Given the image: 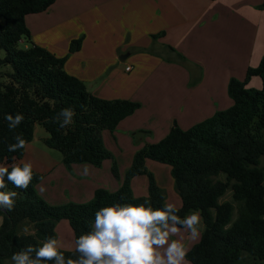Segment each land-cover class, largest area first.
Listing matches in <instances>:
<instances>
[{"label":"trees","instance_id":"obj_1","mask_svg":"<svg viewBox=\"0 0 264 264\" xmlns=\"http://www.w3.org/2000/svg\"><path fill=\"white\" fill-rule=\"evenodd\" d=\"M54 1L0 0V49L4 51L0 67H10V71L0 70V163L11 165L21 158L24 149L9 152L8 145L16 142V135L28 143L39 125L48 134L45 145L61 153L65 166L80 162L98 166L111 158L103 145L102 131L114 130L139 103L95 96L83 81L65 71L68 54L59 57L32 42L25 16L46 10ZM81 41V37L71 39L68 53L77 51ZM252 76L260 78L259 88L247 85ZM227 94L232 99L228 108L186 129L174 123L160 140L135 152L118 189L109 192L97 188L88 202L47 203L36 193L41 175L35 170L27 189L15 188L5 176L7 187L0 191H16L18 195L11 212L0 209V264L28 245L42 244L30 234L17 233L16 225L25 218L34 220L35 231L44 239L55 237L54 219H67L76 239L92 230L95 212L103 206L149 201L154 208L162 207L164 192L146 172V160L171 166L181 199L178 215L183 218L196 211L202 218L200 239L189 248L187 261L264 264V168L259 166L264 156V52L255 67L246 69L243 80L229 79ZM65 108L75 115L72 124L60 128L55 117ZM17 113H22L24 120L9 130L5 114ZM111 173L118 177L114 161ZM140 174L147 176V195L137 197L130 181ZM227 193L229 199H222ZM62 252L66 257L77 255L74 250Z\"/></svg>","mask_w":264,"mask_h":264},{"label":"crops","instance_id":"obj_2","mask_svg":"<svg viewBox=\"0 0 264 264\" xmlns=\"http://www.w3.org/2000/svg\"><path fill=\"white\" fill-rule=\"evenodd\" d=\"M263 3L264 0H55L46 10L26 15L32 42L56 56L68 54L65 71L83 81L89 92L103 99L139 103L138 109L114 130L101 133L113 160L106 158L98 166L88 162L65 166L60 153L53 165L39 161L35 167L32 165L41 173L35 185L41 198L52 205L85 203L97 188L113 192L141 147V143H131L127 131L150 119L157 121L154 128L160 140L169 131L166 126L171 121L186 129L228 108L232 104L227 94L229 79L243 80L246 69L255 67L264 52ZM78 37L82 38L80 48L68 53L70 40ZM35 131L36 125L22 158L34 152ZM47 135L42 137L43 143ZM113 161L117 178L111 173ZM162 165L167 164L152 160L144 163L160 189L152 170ZM165 169L173 181L171 166ZM143 176L141 183L135 176L130 182L137 197L147 195L148 180ZM136 183L140 192L135 191ZM41 187L45 191L41 192ZM173 195V203L179 207L180 196ZM53 230L61 251L74 250L75 235L67 219H54ZM16 231L42 243L46 240L35 231L34 220L29 217L18 223ZM183 236L188 248L197 242L188 240L186 232ZM5 264L11 261L6 259Z\"/></svg>","mask_w":264,"mask_h":264},{"label":"clouds","instance_id":"obj_3","mask_svg":"<svg viewBox=\"0 0 264 264\" xmlns=\"http://www.w3.org/2000/svg\"><path fill=\"white\" fill-rule=\"evenodd\" d=\"M74 115L72 109L65 108L55 120L60 128H65L73 123ZM4 119L9 130H14L23 122L24 116L22 113L5 114ZM14 140L15 143L8 145L9 152L28 146L20 135ZM12 159L15 161L14 157ZM87 171L86 166L84 172ZM5 176L15 188L27 189L33 178L32 165L30 162L0 163V189L7 187ZM40 191L45 189L41 187ZM17 195L16 191H0V209L11 212ZM178 212L176 204L167 202L155 208L149 201L106 205L95 212L92 230L74 239L75 258L66 257L60 251V242L49 237L39 246L28 245L13 253L11 264H46L49 261L52 264H190L186 260L189 248L183 242V233H187L188 240L198 241L202 218L196 211L183 218Z\"/></svg>","mask_w":264,"mask_h":264},{"label":"rangeland","instance_id":"obj_4","mask_svg":"<svg viewBox=\"0 0 264 264\" xmlns=\"http://www.w3.org/2000/svg\"><path fill=\"white\" fill-rule=\"evenodd\" d=\"M21 45H23V43H21ZM3 55H4V51L2 49H0V57H3ZM0 70L1 71H10V67L8 65L7 66H1ZM247 85L250 87H253V88H259L260 87V80L258 77L252 76L249 79ZM151 122H153V124ZM156 123H157V121H152L150 119H147L141 125L134 126V129L127 131V134L130 137L131 143L134 145L141 143V147H142L143 145H146L148 143H154V142L158 141L159 136L155 131L156 129L154 128V127H156L155 126ZM173 124H174L173 121H171L170 124H168L166 126V129L167 128L170 129ZM160 125H162V124H160ZM161 128H162V126L159 129H161ZM44 135H47V132L44 130V128L39 126V125H36V131H35L36 142L34 143V152L31 154V156L27 152V154L23 158L21 157V158L17 159L16 163L30 162L31 165H33L35 167L37 165V162L39 161L43 164L49 163V165H53L55 160L60 157V152L55 150V149H50L49 147H47L42 142V137ZM155 137H156V139H155ZM263 137H264V133H263ZM104 147L106 150L109 151V148L107 147V145L106 146L104 145ZM46 154H48L49 157L46 156ZM53 156H56V158ZM43 159H48V161H45ZM110 159L113 160L112 157ZM162 166H164V167H160L161 169L154 168V170H152V171H154V173H156V179H157L158 185L161 187V190L164 192L165 203L166 202L167 203H173V200L175 197V195H173V194H176L178 197H179V194L174 187V182L171 181L172 178H171L169 171H167V169H165V168H167V165H162ZM259 166L264 168V156L260 157ZM35 171H37V170H35ZM117 171H118V169H117ZM38 173H40V172H38ZM143 177H144L143 174L135 176V178H137L139 180V182H140L141 178H143ZM220 178H223V176H220ZM135 189H136L135 190L136 192H140L139 184L136 183ZM36 193H37V191H36ZM38 195L41 197L40 194H38ZM229 197H230L229 193H227L222 199H229ZM17 225H16V229H17ZM202 227H203V224H202ZM9 260L11 261V258H9Z\"/></svg>","mask_w":264,"mask_h":264},{"label":"built area","instance_id":"obj_5","mask_svg":"<svg viewBox=\"0 0 264 264\" xmlns=\"http://www.w3.org/2000/svg\"><path fill=\"white\" fill-rule=\"evenodd\" d=\"M126 69H129V66H127Z\"/></svg>","mask_w":264,"mask_h":264}]
</instances>
